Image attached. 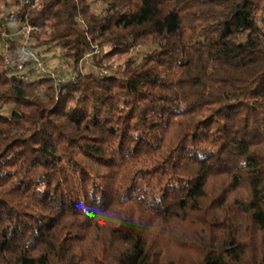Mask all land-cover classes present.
<instances>
[{
	"label": "trees",
	"instance_id": "trees-1",
	"mask_svg": "<svg viewBox=\"0 0 264 264\" xmlns=\"http://www.w3.org/2000/svg\"><path fill=\"white\" fill-rule=\"evenodd\" d=\"M0 264H264V0H0Z\"/></svg>",
	"mask_w": 264,
	"mask_h": 264
},
{
	"label": "rangeland",
	"instance_id": "rangeland-1",
	"mask_svg": "<svg viewBox=\"0 0 264 264\" xmlns=\"http://www.w3.org/2000/svg\"><path fill=\"white\" fill-rule=\"evenodd\" d=\"M93 9L96 12L100 11V8L96 7L95 5H93ZM13 11V9H6V12L3 14V18L5 22L4 27L2 28V32L3 35L2 37L4 38L5 36H7L8 38L12 39V38H17L19 37L20 40L22 42H25L27 37H29V45L31 48L36 50V46L32 45V43L34 44L35 40H33L30 35V33H28L27 30H25V28L23 27V29L19 32V30L17 31L16 29H13L14 25H17L13 20V17L10 16V13ZM9 28H12L11 33L8 32ZM33 31V30H32ZM5 35V36H4ZM6 46V45H5ZM35 47V48H34ZM40 51H43L42 53H45L47 55V57L49 58L50 61V66L53 67L54 69L57 70H62V75L65 76L69 73V67L67 64H65L63 62V59L60 57L59 55V50L56 47H52V48H39ZM127 55H122V56H115L113 58H111L108 61H105V65H107V68H104L103 70H108L110 69V66H112V68L118 67L119 65L124 63V60L126 59ZM91 65L87 64L86 67H84V70H87L88 68H90Z\"/></svg>",
	"mask_w": 264,
	"mask_h": 264
},
{
	"label": "built area",
	"instance_id": "built-area-1",
	"mask_svg": "<svg viewBox=\"0 0 264 264\" xmlns=\"http://www.w3.org/2000/svg\"><path fill=\"white\" fill-rule=\"evenodd\" d=\"M35 5L39 3V0H34ZM25 30L30 33L32 30L37 29L36 27L30 25L27 23L25 25ZM5 36V35H4ZM7 37V36H5ZM43 51L40 50H35L30 47L29 45V37H27L26 41L23 43L22 46V51L20 53L19 57V63H18V68L21 71H24L26 68V65L28 62H30L31 67L34 69L35 73H37L40 76H50L58 81H64L65 76L62 75V70H57L54 69L53 67L50 66V61L49 58L45 53H42ZM96 52H99V50H96ZM82 64H91V59H90V54L85 56L83 60L81 61ZM105 72V71H104Z\"/></svg>",
	"mask_w": 264,
	"mask_h": 264
}]
</instances>
